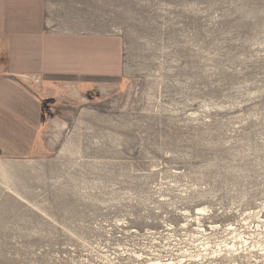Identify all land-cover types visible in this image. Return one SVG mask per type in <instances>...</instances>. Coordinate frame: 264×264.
I'll list each match as a JSON object with an SVG mask.
<instances>
[{"label": "rangeland", "instance_id": "rangeland-1", "mask_svg": "<svg viewBox=\"0 0 264 264\" xmlns=\"http://www.w3.org/2000/svg\"><path fill=\"white\" fill-rule=\"evenodd\" d=\"M49 1L121 36L125 75L33 80L50 151L0 158V264H264V0Z\"/></svg>", "mask_w": 264, "mask_h": 264}, {"label": "crops", "instance_id": "crops-1", "mask_svg": "<svg viewBox=\"0 0 264 264\" xmlns=\"http://www.w3.org/2000/svg\"><path fill=\"white\" fill-rule=\"evenodd\" d=\"M124 75L122 37L90 25L80 10L0 0V158L50 151L48 97L33 80L46 92L68 87L89 98L103 85L118 87Z\"/></svg>", "mask_w": 264, "mask_h": 264}, {"label": "bare ground", "instance_id": "bare-ground-1", "mask_svg": "<svg viewBox=\"0 0 264 264\" xmlns=\"http://www.w3.org/2000/svg\"><path fill=\"white\" fill-rule=\"evenodd\" d=\"M205 211V209H200L199 210V212H204ZM245 242V241H244ZM230 245V244H229ZM230 247H231V245H230ZM238 247V246H237ZM240 247V246H239ZM262 247V246H261ZM232 248V247H231ZM236 247L235 246H233V250H234V252H231V255H233V253H238V254H240V250L239 249H235ZM245 248V249H244ZM255 246L253 247V248H249L248 246H246V247H242V249H243V252L242 253H244L245 255H246V258L248 257V256H250L253 252H254V250H255ZM241 249V250H242ZM260 250V249H259ZM252 257V256H251ZM235 262V261H234Z\"/></svg>", "mask_w": 264, "mask_h": 264}]
</instances>
